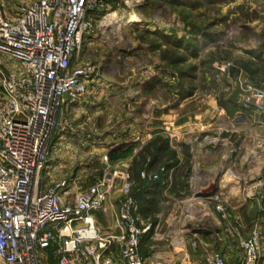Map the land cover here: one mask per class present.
Instances as JSON below:
<instances>
[{
  "label": "rangeland",
  "instance_id": "374dc122",
  "mask_svg": "<svg viewBox=\"0 0 264 264\" xmlns=\"http://www.w3.org/2000/svg\"><path fill=\"white\" fill-rule=\"evenodd\" d=\"M109 4L79 55L94 66L93 80L61 111L47 172L54 181L73 180L74 194L108 178L110 199L96 213L104 225L105 211L116 218L129 174L133 192L145 191V199L136 201L139 220L152 223L142 240L149 264H193L214 249L239 264L241 242L254 232L262 236L264 264V112L244 101L246 83L264 88V0ZM114 13L118 24H110ZM132 13L137 17L128 18ZM204 110L214 127L197 134V142L212 152L205 163L193 156L194 162L177 167V152L168 145L169 117L176 115L182 125L188 116L199 120L194 113ZM174 166L177 177L169 179ZM204 166L229 181L220 193L222 210L197 191L192 174Z\"/></svg>",
  "mask_w": 264,
  "mask_h": 264
},
{
  "label": "built area",
  "instance_id": "2783aa9c",
  "mask_svg": "<svg viewBox=\"0 0 264 264\" xmlns=\"http://www.w3.org/2000/svg\"><path fill=\"white\" fill-rule=\"evenodd\" d=\"M109 8V0H0V264H149L142 240L152 223L139 220L129 174L108 228L96 216L111 196L108 178L74 194L73 180L44 176L61 111L93 80L80 52ZM244 101L264 112V88L246 83ZM210 199L223 209L220 193ZM240 247L239 264H262L259 232ZM192 262L232 264L219 249Z\"/></svg>",
  "mask_w": 264,
  "mask_h": 264
},
{
  "label": "crops",
  "instance_id": "0c3cea01",
  "mask_svg": "<svg viewBox=\"0 0 264 264\" xmlns=\"http://www.w3.org/2000/svg\"><path fill=\"white\" fill-rule=\"evenodd\" d=\"M214 109L216 110V108ZM204 111H201V114H204V113L207 114L206 117H205V114L202 116L199 115L200 112L199 114L194 113L196 117H199V120L192 122V118L190 117L191 118L190 119L188 116L187 118L184 119V122L182 125L177 124L176 115L169 117L168 131H169V134L171 133L170 134L171 138H168L169 139L168 145L170 149L174 150V152H177L176 159L177 161H179V163L177 164L178 165L177 167H179V165L187 159L191 158L190 160L193 161L194 157H196L194 161L197 160L199 163H202V162L205 163V159L207 158L208 152L210 153L212 152L211 149L210 150L207 149L205 142L202 143L201 140L197 142L198 135L199 136L206 135L208 134L209 131L213 130V127H214V121L212 119L207 118L208 114L210 113L209 110H204ZM185 115H188V114H185ZM262 125L263 126L261 128H263V131H264V122L262 123ZM185 149L188 151L191 157L186 156L184 152ZM195 151L196 153H199V155L195 156L194 155ZM176 171H177L176 166H174V168H171L169 179H171V177L176 179L177 177ZM208 173L209 171L207 170L206 166H204V168L200 167V172H198L197 174H192V175H195V177L198 180V185H196L197 191H199V193H203L210 187L211 184L217 183L219 187L218 193H221L225 189V184L227 182L229 183V181H225V179L223 178L219 179L215 175L208 174ZM199 174L203 176H199ZM187 176L188 174H186V177H185L186 179L188 178ZM46 178L48 179L49 183L51 181H54L52 177V172L50 173V171L47 172ZM188 179L190 180V177ZM191 180H192V177H191ZM228 180H229V177H228ZM111 216L112 214L110 212L105 211V217L107 218L109 223L104 225L100 223V221L97 219L99 222V225L104 228L112 227L114 225L115 220L112 221Z\"/></svg>",
  "mask_w": 264,
  "mask_h": 264
},
{
  "label": "water",
  "instance_id": "95a60500",
  "mask_svg": "<svg viewBox=\"0 0 264 264\" xmlns=\"http://www.w3.org/2000/svg\"><path fill=\"white\" fill-rule=\"evenodd\" d=\"M218 184L213 183L210 185V187L203 193H200V196L205 197V198H211L214 196L216 193H218Z\"/></svg>",
  "mask_w": 264,
  "mask_h": 264
},
{
  "label": "bare ground",
  "instance_id": "6f19581e",
  "mask_svg": "<svg viewBox=\"0 0 264 264\" xmlns=\"http://www.w3.org/2000/svg\"><path fill=\"white\" fill-rule=\"evenodd\" d=\"M136 17H137V14H135V13H132V14L128 15V18H132L133 19V18H136ZM110 19H111L110 24H118L119 21H120V20H117V13L112 14ZM128 22H130L129 19H128Z\"/></svg>",
  "mask_w": 264,
  "mask_h": 264
},
{
  "label": "trees",
  "instance_id": "16d2710c",
  "mask_svg": "<svg viewBox=\"0 0 264 264\" xmlns=\"http://www.w3.org/2000/svg\"><path fill=\"white\" fill-rule=\"evenodd\" d=\"M144 193H145V191H144L143 187H137L134 189L133 195L136 199L141 198L142 200H144L145 199L144 195H143Z\"/></svg>",
  "mask_w": 264,
  "mask_h": 264
}]
</instances>
